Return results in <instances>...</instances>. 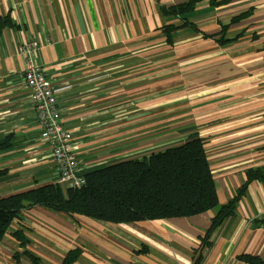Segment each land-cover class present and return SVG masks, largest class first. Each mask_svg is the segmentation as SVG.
Segmentation results:
<instances>
[{
    "label": "crops",
    "instance_id": "1",
    "mask_svg": "<svg viewBox=\"0 0 264 264\" xmlns=\"http://www.w3.org/2000/svg\"><path fill=\"white\" fill-rule=\"evenodd\" d=\"M186 0H0V195L57 182L51 151L41 139L24 85L18 47L38 41L32 62L51 79L59 121L72 131L79 174L179 146L192 137L204 150L224 205L245 182L247 169L264 168V0H201L184 16L160 7ZM231 25L218 45L187 28L166 43L161 28L186 19L207 35ZM58 183V182H57ZM216 210L187 218L111 224L35 207L12 223L0 243V264H247L264 258V179L250 182L227 218L200 244ZM29 239L20 248L12 233Z\"/></svg>",
    "mask_w": 264,
    "mask_h": 264
},
{
    "label": "trees",
    "instance_id": "2",
    "mask_svg": "<svg viewBox=\"0 0 264 264\" xmlns=\"http://www.w3.org/2000/svg\"><path fill=\"white\" fill-rule=\"evenodd\" d=\"M229 0H210V6L219 7ZM201 0H186L169 7H160L164 16L180 17L195 10ZM250 8L231 18L219 32L204 34L198 26L182 20L180 25H165L161 28L166 43L172 45L174 33L187 28L199 33L205 39H213L223 45L238 37L226 38L228 28L250 16ZM12 25L9 18L0 21V29ZM12 147V137L0 140V152ZM6 174L0 170V178ZM84 183L77 188H62L57 182L39 184L29 189L0 195V243L10 230L12 223L23 221V213L35 207L44 208L68 216H83L111 224H131L149 221L187 218L216 210L210 226L200 244L209 245L211 234L236 212V205L244 196L250 182L264 179V168L245 171V182L237 189L236 195L226 204L218 203L217 190L208 162L204 140L197 137L187 142L152 153L142 159L125 160L100 167L83 175ZM264 226V218L255 220ZM20 248L26 249L29 239L22 229L12 233ZM81 254L80 249L70 250L63 264L74 263ZM27 257L31 264H40L38 258L28 251L15 253L16 261ZM198 256L194 264H199ZM237 260L247 264H264V258L241 254Z\"/></svg>",
    "mask_w": 264,
    "mask_h": 264
},
{
    "label": "built area",
    "instance_id": "3",
    "mask_svg": "<svg viewBox=\"0 0 264 264\" xmlns=\"http://www.w3.org/2000/svg\"><path fill=\"white\" fill-rule=\"evenodd\" d=\"M38 41L21 44L17 51L24 59L23 80L29 93L41 139L51 151L58 174V184L64 188H77L84 183L79 174V162L72 150V131L59 121L56 90L44 71L31 60Z\"/></svg>",
    "mask_w": 264,
    "mask_h": 264
},
{
    "label": "rangeland",
    "instance_id": "4",
    "mask_svg": "<svg viewBox=\"0 0 264 264\" xmlns=\"http://www.w3.org/2000/svg\"><path fill=\"white\" fill-rule=\"evenodd\" d=\"M75 158L78 160V158H77V156H76V154H75ZM78 162H79V160H78ZM57 182H58V179H57ZM62 187V186H61ZM62 188H64V187H62ZM65 189V188H64Z\"/></svg>",
    "mask_w": 264,
    "mask_h": 264
}]
</instances>
